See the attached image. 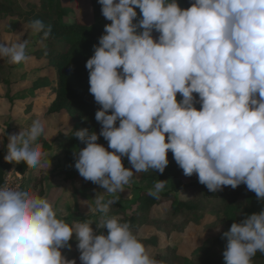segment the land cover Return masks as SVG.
Returning <instances> with one entry per match:
<instances>
[{"label":"clouds","instance_id":"obj_1","mask_svg":"<svg viewBox=\"0 0 264 264\" xmlns=\"http://www.w3.org/2000/svg\"><path fill=\"white\" fill-rule=\"evenodd\" d=\"M98 3L111 23L85 67L101 129L75 131L86 145L74 152L80 176L104 193H122L138 173H163L171 151L183 174H196L210 192L244 184L264 202V0H194L186 9L177 0ZM28 28L42 40L51 35L40 19ZM27 45L21 37L0 42V59L26 62ZM46 127L38 118L8 134L5 161L39 166L45 153L37 141ZM165 187L159 180L148 194L159 200ZM93 201L88 207L99 222L69 224L49 199L0 186V264H77L62 253L72 250L73 237L80 264H161L129 223L109 215L115 199L97 192ZM221 238L224 264H253L264 254V210L232 223Z\"/></svg>","mask_w":264,"mask_h":264},{"label":"trees","instance_id":"obj_2","mask_svg":"<svg viewBox=\"0 0 264 264\" xmlns=\"http://www.w3.org/2000/svg\"><path fill=\"white\" fill-rule=\"evenodd\" d=\"M71 2L72 0H0V15L34 11L48 19L45 25L51 27V35L48 39L42 40L43 33H36V39L45 43L37 54L47 59L48 65L56 74L54 97L48 110L51 113L64 111L75 124L74 128L58 136L63 146L64 164L67 169L75 161L74 152L85 146L74 136L75 131L88 128L90 132L95 131L99 134L101 129V125L95 120V113L100 105L89 92V72L85 65L94 54L93 45H98L99 37L104 34L105 25L111 23L102 15V6L98 0H82L81 8H85L83 15L76 13ZM177 2L181 8L186 9L194 0ZM136 11L139 17L140 10L137 8ZM158 35L159 33H153L154 38ZM177 99H182L179 93ZM196 107L199 110L200 105L197 104ZM97 142L108 145L103 137ZM122 159L126 167L127 158ZM168 159L170 163L163 173L149 170L135 175L140 182L150 186L159 180L166 181L169 189L160 193L159 200L150 196L149 190H142L134 203L125 207L115 197L108 196L106 200H116L110 206L109 215L120 218L121 222L129 223L134 233L143 225L152 222H163L172 230L182 229L200 215H212L213 220L204 225L202 230L219 226L220 232L196 247L190 257L178 254L176 247L169 244L164 245V252L157 251L152 257L161 264H224L223 251L226 239L221 238L222 232L228 231L232 223L242 221L245 215L264 210V202L257 200L256 194L249 191L244 184L235 189L225 186L222 191L212 193L198 182V178L183 174L171 151L168 152ZM28 168L23 162L0 160V186L5 185L6 173L9 170L24 175ZM36 182L41 183L42 178ZM37 183L33 184L34 188ZM162 204H166L165 209L156 212V208H160ZM102 230L106 235L107 229ZM137 238L145 246L148 245L146 239L138 236ZM67 258H75L77 264H80L78 253H71ZM253 264H264V254L257 252Z\"/></svg>","mask_w":264,"mask_h":264},{"label":"rangeland","instance_id":"obj_3","mask_svg":"<svg viewBox=\"0 0 264 264\" xmlns=\"http://www.w3.org/2000/svg\"><path fill=\"white\" fill-rule=\"evenodd\" d=\"M71 4L75 7L78 15L85 13V8H81L82 0H72ZM33 19H40L44 23L48 22L45 16L34 11L0 15V42L10 44L16 42L18 37L26 39L28 41L26 51L29 56L26 62L18 65L0 59V135H3V143H0V160H5L8 134H18L21 130L28 129L35 119L47 121L45 133L37 141L45 153L41 164L36 168H28L24 175L9 170L6 173V177L9 175L7 183L18 185L21 190H27L49 199L58 218L69 224L73 220L84 219L99 222L101 214L91 212L88 207V205L94 206L93 199L97 192H101L105 199L108 196L115 197L122 205L129 207L137 199L140 191L151 190L154 185L150 186L140 182L134 176L129 185L125 186L124 192L108 194L91 181H85L75 169V161L69 169L66 168L64 150L58 136L60 133H66L74 128L75 124L64 111L51 113L48 110L54 97L53 88L56 74L53 68L48 65L47 59L37 54L45 46V43L37 40L36 33L28 28L29 21ZM4 132L5 134H3ZM100 144L107 148L106 144ZM126 167L131 168L128 160H126ZM191 177L198 178L196 174ZM41 178L42 182L37 183L36 181ZM34 183H37L35 188L33 187ZM168 189L169 185L166 183L162 192ZM165 205L162 204L155 211H163ZM211 220H213L212 215L203 214L188 222L182 229L173 228V230L163 222H152L143 225L134 234L146 239L148 243L146 247L151 256L157 251L164 252V245L169 244L176 247L178 254L190 257L196 247L220 232L221 227L219 226L206 231L202 230L203 226ZM92 227L97 234L103 232L102 229L96 228L95 223L92 224ZM217 228L220 230L217 231ZM70 243L72 250L62 249V253L67 257L71 253H78L79 256L75 237Z\"/></svg>","mask_w":264,"mask_h":264},{"label":"built area","instance_id":"obj_4","mask_svg":"<svg viewBox=\"0 0 264 264\" xmlns=\"http://www.w3.org/2000/svg\"><path fill=\"white\" fill-rule=\"evenodd\" d=\"M7 181H9L8 180V178L7 177H5V184H7V185H9V186H13V187H16V186H18V185H12V184H10V183H7ZM19 187V186H18Z\"/></svg>","mask_w":264,"mask_h":264},{"label":"crops","instance_id":"obj_5","mask_svg":"<svg viewBox=\"0 0 264 264\" xmlns=\"http://www.w3.org/2000/svg\"><path fill=\"white\" fill-rule=\"evenodd\" d=\"M14 171V170H13ZM18 173V172H17ZM7 178H9V175H8V177ZM21 178V177H20Z\"/></svg>","mask_w":264,"mask_h":264}]
</instances>
